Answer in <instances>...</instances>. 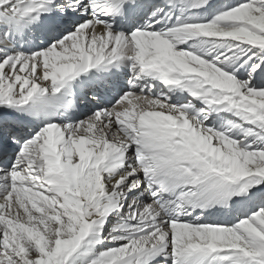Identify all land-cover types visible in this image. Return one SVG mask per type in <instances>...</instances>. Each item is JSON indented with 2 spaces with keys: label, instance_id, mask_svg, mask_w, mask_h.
Masks as SVG:
<instances>
[{
  "label": "snow or ice",
  "instance_id": "1",
  "mask_svg": "<svg viewBox=\"0 0 264 264\" xmlns=\"http://www.w3.org/2000/svg\"><path fill=\"white\" fill-rule=\"evenodd\" d=\"M0 264H264V0H0Z\"/></svg>",
  "mask_w": 264,
  "mask_h": 264
}]
</instances>
